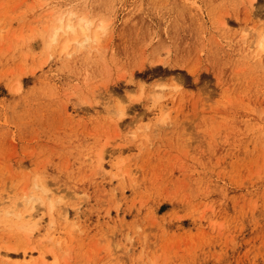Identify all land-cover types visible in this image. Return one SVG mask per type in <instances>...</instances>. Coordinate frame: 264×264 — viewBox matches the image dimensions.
Wrapping results in <instances>:
<instances>
[{
	"label": "rangeland",
	"instance_id": "rangeland-1",
	"mask_svg": "<svg viewBox=\"0 0 264 264\" xmlns=\"http://www.w3.org/2000/svg\"><path fill=\"white\" fill-rule=\"evenodd\" d=\"M71 12L98 41L50 44ZM263 35L264 0H0V264H264Z\"/></svg>",
	"mask_w": 264,
	"mask_h": 264
},
{
	"label": "bare ground",
	"instance_id": "bare-ground-1",
	"mask_svg": "<svg viewBox=\"0 0 264 264\" xmlns=\"http://www.w3.org/2000/svg\"><path fill=\"white\" fill-rule=\"evenodd\" d=\"M72 13L73 12H71L70 15H68V17H66V18H65V16L60 17L59 23L56 24V26L54 27L55 28V31H53L54 34L51 35L50 44H52L53 42L58 40L59 33H62V36H63V33L72 34V37L68 38L66 41L64 40V42H65L63 45L64 50L65 49L67 50V48L71 45L72 41L78 42L80 44L84 43L85 41H87V42L94 41V40L98 41L99 40V34H100L98 32V29L93 34L90 33V30H92L91 27L93 25V20H90V18H88L87 14H84L80 17L78 16L79 20L75 23L74 21L76 18L74 19V15H73L74 13L73 14ZM73 19H74V21H73ZM98 27L101 29L103 28L101 26V24H99ZM82 37H83V39H81ZM263 40H261L262 42L260 41L261 42L260 45H262L260 47L261 49H262V47H264L263 46L264 45ZM156 97H157V95H156ZM36 185L38 187H40L43 191L47 192V197H45L43 195L30 196V197H28L27 201L29 203L30 202H34V203H32L31 206L29 208H27L25 211H20L16 207L10 208L8 210V213H11V214L14 213V215L17 216V219L21 221L19 226L21 229L25 230L28 235H31V233L34 232L35 229H36V231L38 230V228H36V226L38 227L36 217H38V215H40V214H38V212H36L37 211L36 209H38L37 208L38 205L35 203L39 202L42 205L43 203H45V201L47 199H49V207L52 210L55 208L56 204L59 202V201L53 199V192H50V189L47 188L44 183L36 182ZM25 196H26V193L24 194V197ZM55 222H56V220L52 216L51 220L49 222L48 233L54 234L57 230H59L58 228L54 227ZM38 223H39V221H38ZM5 252H6V254H5ZM5 252L3 253L4 254L3 256H5L8 259L11 258V255L9 254L10 252L9 253L7 251H5ZM23 253H24L23 257L27 258V256L29 255L28 251L25 250ZM4 260H7V259H4Z\"/></svg>",
	"mask_w": 264,
	"mask_h": 264
},
{
	"label": "clouds",
	"instance_id": "clouds-1",
	"mask_svg": "<svg viewBox=\"0 0 264 264\" xmlns=\"http://www.w3.org/2000/svg\"><path fill=\"white\" fill-rule=\"evenodd\" d=\"M110 23H111L110 21L102 20L100 24L105 30H107L108 28H110ZM149 87L150 86L148 84H145L144 89H142V93ZM170 90L171 91H176L177 89H174V88L173 89H169L168 86L166 84H164V83H160L159 85H157L155 88H153V91L157 93V97H156L155 101H157V100L159 101L162 98V96L159 95L160 92L170 91ZM163 98H165V97H163ZM137 102H142V100L141 101H137ZM167 119H168V115L166 114L165 120H162L161 122L162 123L166 122Z\"/></svg>",
	"mask_w": 264,
	"mask_h": 264
}]
</instances>
